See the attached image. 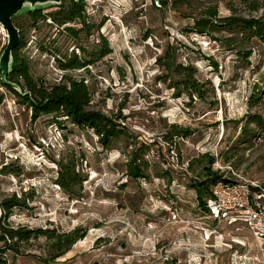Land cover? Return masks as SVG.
<instances>
[{"label": "rangeland", "instance_id": "374dc122", "mask_svg": "<svg viewBox=\"0 0 264 264\" xmlns=\"http://www.w3.org/2000/svg\"><path fill=\"white\" fill-rule=\"evenodd\" d=\"M83 1L85 30L17 15L24 43L17 55L45 85L63 75L85 77L90 109L119 116L125 133L106 150L93 132L69 122H32L26 105L0 83V199H25L7 223L82 234L58 259L45 236L14 251L6 249L11 241H0L7 263L264 264V245L243 226L210 220L190 186L213 159L211 173L259 185L261 192L249 188L264 203V46L225 31L212 36L218 40L190 32L192 19L211 5L219 17L264 20V0H166L165 8L154 0ZM42 8V16L57 10ZM100 36L111 51L98 59L92 52L100 51ZM7 43L0 26V54ZM74 56L93 63L62 70ZM170 63L193 70L200 92L181 84L166 69ZM133 155L144 178L126 174ZM59 163L74 166L81 179L72 194L55 184Z\"/></svg>", "mask_w": 264, "mask_h": 264}, {"label": "trees", "instance_id": "16d2710c", "mask_svg": "<svg viewBox=\"0 0 264 264\" xmlns=\"http://www.w3.org/2000/svg\"><path fill=\"white\" fill-rule=\"evenodd\" d=\"M158 5L165 8L168 5L166 0H158ZM56 12L49 14L48 16H42L41 10L38 8L27 13L32 16L34 21L38 19H45L48 17L52 20V24L62 27L63 25L77 22L84 28L90 27L89 22L86 19L85 2L83 0H63L58 5ZM259 9L258 6L254 10ZM15 17L12 19L14 21ZM194 22L191 26L190 32L203 36L212 37L215 34L223 31L228 34L239 35L247 37L248 39L256 38L264 46V20L260 18L245 19L241 17H235L233 15L226 17H219L217 6H206L201 10L196 18L192 19ZM67 31H72L73 28L69 27ZM85 30V29H84ZM82 30V31H84ZM20 36V35H19ZM214 40H218L215 37ZM103 41L100 51L97 48L93 50L92 55L97 56L98 59L104 57L110 53L111 50L107 48L106 40L102 36L99 37ZM19 45L12 51V63L9 74L6 78L7 82H11L19 88V91L0 83L12 92L15 98L22 105H26L32 122L38 120L41 116L52 117L53 123L59 126L65 122H69L73 126L80 130L91 131L97 136V142L100 147L110 150L113 143L119 136L123 135L125 131L117 123L119 116L112 117L103 113L96 112L90 109V92L87 85L84 84L85 77L80 79L72 78L68 75H63L58 83L52 85H45L42 82H36L30 76L28 67L21 57L17 55V52L24 47V43L19 41ZM84 50V49H82ZM250 54V53H249ZM246 55L245 57H249ZM60 62V61H59ZM92 60L80 62L76 56L72 58L70 64H61L62 70L70 69H82L91 65ZM84 69V70H85ZM166 69L171 72L174 77H179L180 83L184 86H189L194 92H200V84L197 83L192 75L193 70L188 68L190 74L185 73L181 64L170 63ZM255 92L252 96L255 97ZM252 97V99L254 98ZM136 156H130L126 164V174L132 179H137L142 176V171L137 164ZM213 160V159H212ZM210 160L209 165L203 169V179L197 180L195 184L190 186L196 190L197 204L202 208L206 214L205 202L211 199L212 192L210 187L216 182L221 180L220 176L210 172V166L212 163ZM61 164L63 171L58 173L55 184L60 186L64 193L72 194L74 186L80 184L81 179L75 172L74 166ZM61 169V170H62ZM70 169V170H69ZM25 199L17 198L15 195L10 199H0V241H11L13 245H8L6 249L14 251V248L20 243H26L30 239H38L39 237H46L49 241L48 244L51 248L57 249L59 253L52 256L51 259H58L67 253L75 243L82 237L78 235L80 229H74V231L67 233H55L54 230H42L26 227H12L7 223V219L11 216L13 208H21L24 206ZM5 249H0V264H8L4 255Z\"/></svg>", "mask_w": 264, "mask_h": 264}, {"label": "built area", "instance_id": "2783aa9c", "mask_svg": "<svg viewBox=\"0 0 264 264\" xmlns=\"http://www.w3.org/2000/svg\"><path fill=\"white\" fill-rule=\"evenodd\" d=\"M251 187L261 190L259 185ZM246 183L218 181L210 189L211 199L205 202L206 214L210 220L228 226H243L254 242L264 245V203L255 201L254 194ZM263 191V190H261ZM259 191V192H261Z\"/></svg>", "mask_w": 264, "mask_h": 264}, {"label": "water", "instance_id": "95a60500", "mask_svg": "<svg viewBox=\"0 0 264 264\" xmlns=\"http://www.w3.org/2000/svg\"><path fill=\"white\" fill-rule=\"evenodd\" d=\"M63 0H0V26L6 31L7 45L0 54V81L19 91V88L6 78L12 63V51L19 45V30L14 26L12 19L23 13L45 6L58 5ZM79 1V0H74ZM158 3V0H154Z\"/></svg>", "mask_w": 264, "mask_h": 264}]
</instances>
